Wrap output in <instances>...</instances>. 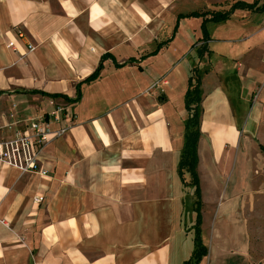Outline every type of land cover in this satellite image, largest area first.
I'll return each instance as SVG.
<instances>
[{
  "label": "crops",
  "instance_id": "1",
  "mask_svg": "<svg viewBox=\"0 0 264 264\" xmlns=\"http://www.w3.org/2000/svg\"><path fill=\"white\" fill-rule=\"evenodd\" d=\"M235 1L0 0V138L57 106L70 124L44 147L39 171L0 163V264H183L188 225L207 247L196 264H257L250 225L264 216V10L205 20L187 51L188 78L200 80L199 223L190 176L178 171L188 78L181 93L154 65L180 15ZM107 52L100 76L81 83ZM215 172L225 179L209 193Z\"/></svg>",
  "mask_w": 264,
  "mask_h": 264
},
{
  "label": "rangeland",
  "instance_id": "2",
  "mask_svg": "<svg viewBox=\"0 0 264 264\" xmlns=\"http://www.w3.org/2000/svg\"><path fill=\"white\" fill-rule=\"evenodd\" d=\"M231 3L233 2H228L226 7L224 8L225 9L228 8L231 5ZM190 9L191 8L186 7L181 10L182 12H186ZM192 9H197V8H192ZM240 14L241 12H236L232 16V19L236 20L237 16ZM233 20L230 22H233ZM173 24L174 23H172L170 26L171 30L173 28ZM214 24L216 23H212V22L208 23V30L210 34H216L215 32H216L217 27ZM175 26H176L175 37L172 40H170L168 42V46L160 54L157 55L154 65L155 67L157 66L159 68L167 69V72H166L167 79L174 86L178 88V91L180 88L181 93H184L183 85L184 84L186 85L185 80L186 78H188L187 66L191 65V61L193 59V56L189 54L187 51L191 44V41H194V39L198 38L199 36L203 34V29H202V27H204L203 19H198L194 15L180 16L179 20H177V23H175ZM224 27H226V25H224ZM178 97H179V93L174 95V104L176 103L178 106L182 107V104H181L182 101H178L179 100ZM199 147L201 151V155H200L201 162H202V165H204L206 162V154H205L204 149L206 147L204 146L203 142L199 144ZM197 161H199V158H197ZM251 172H253V169ZM216 173L218 172H215V174L211 176L212 178H209L211 179V182H213L212 190H209V193L211 192L217 193V191L219 190V188L222 186L224 182L225 177L220 176V178H222L223 181L221 182L222 184H219V180L217 178ZM256 174H258V172ZM196 175H197V178L201 181L199 174L197 172H196ZM204 193L206 192L204 191ZM193 197H194V194H193ZM262 205H264V203H262ZM209 206L211 208L212 204ZM261 211H264V206H262ZM187 222L190 223L189 221ZM250 229H251L250 238H251V245H252L251 252L254 255H256V257L258 256L260 258L259 261L257 259L258 261L257 264H264V216H259L256 214V217H253V222L250 225ZM181 234L184 237L182 248L185 252L184 254H185L186 259H189L194 250V240H193L194 235H195L194 226L188 225L187 233H181Z\"/></svg>",
  "mask_w": 264,
  "mask_h": 264
},
{
  "label": "trees",
  "instance_id": "3",
  "mask_svg": "<svg viewBox=\"0 0 264 264\" xmlns=\"http://www.w3.org/2000/svg\"><path fill=\"white\" fill-rule=\"evenodd\" d=\"M262 1L260 5L259 2ZM255 9L257 11L264 10V0H254L251 3H248L243 0H237L233 2L227 9L225 10H214L209 11L208 13L199 14L196 12H193V15H202L203 22L206 21H223L228 19L233 11L235 9ZM191 15V14H189ZM207 15V16H205ZM183 16V15H180ZM165 42H161L160 46L163 45ZM113 59L112 53H105L100 57V62L95 69L93 73H91L88 77H86L81 83L88 82L91 80H95L100 76L101 68L103 66V61L106 59ZM113 63L114 60H113ZM115 65H118L115 63ZM80 83V84H81ZM199 75L197 72L192 73L188 78V88L185 94V109L187 111V120L184 125V144H183V150L178 162V171L180 175L183 174V172H186L190 176L189 184L194 187V195L196 198V204H198L195 209L197 213L196 221L199 223L200 221V213H199V182L196 175V164H197V142L200 136L199 131V119L201 114V98L199 94ZM50 97H56L57 95L60 96V94H47ZM80 95V90L78 91V95L75 99H69L66 96H63L65 100H72L75 101L78 99ZM194 250L191 254V257L184 261L183 264H196L202 256H205L207 254V247L202 243L201 238L199 236V228L197 225V228L195 230L194 235Z\"/></svg>",
  "mask_w": 264,
  "mask_h": 264
},
{
  "label": "built area",
  "instance_id": "4",
  "mask_svg": "<svg viewBox=\"0 0 264 264\" xmlns=\"http://www.w3.org/2000/svg\"><path fill=\"white\" fill-rule=\"evenodd\" d=\"M32 49L31 46L30 50ZM62 111L63 108L57 106L51 113L31 120L27 131L16 132L10 138H0V163L21 174L39 171V157L44 147L62 136L70 127ZM62 122H64L63 126L57 128L52 126L54 123ZM35 199L41 201L42 197Z\"/></svg>",
  "mask_w": 264,
  "mask_h": 264
}]
</instances>
